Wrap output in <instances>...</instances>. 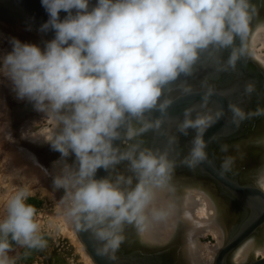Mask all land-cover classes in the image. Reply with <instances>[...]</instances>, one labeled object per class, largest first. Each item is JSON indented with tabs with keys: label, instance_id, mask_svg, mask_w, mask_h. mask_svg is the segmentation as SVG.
<instances>
[{
	"label": "clouds",
	"instance_id": "obj_1",
	"mask_svg": "<svg viewBox=\"0 0 264 264\" xmlns=\"http://www.w3.org/2000/svg\"><path fill=\"white\" fill-rule=\"evenodd\" d=\"M41 6L48 19L39 32L54 33L53 38L41 43L11 38V50L0 52V80L11 84L17 100L52 120V149L63 159L75 158L53 178L54 187L64 190L66 215L95 232L102 253L116 252L126 239L125 226H134L143 239L176 212L175 161L140 138L172 118L174 85L179 82L184 96L194 94L181 77L193 75L204 53L231 49L227 66H236L245 50L235 41L250 31L252 3L41 0ZM203 87L202 102L175 118L179 135L195 133L184 158L192 168L207 160L205 134L225 116L222 106H212L215 88ZM229 109L234 123L248 116L237 104ZM176 142L177 136L169 137L170 144ZM125 162L126 172H115ZM229 166L230 158L222 168ZM101 168L109 175L98 179ZM257 183L264 189V168ZM27 199L21 190L0 208V264H11V242L45 246L36 208Z\"/></svg>",
	"mask_w": 264,
	"mask_h": 264
},
{
	"label": "bare ground",
	"instance_id": "obj_2",
	"mask_svg": "<svg viewBox=\"0 0 264 264\" xmlns=\"http://www.w3.org/2000/svg\"><path fill=\"white\" fill-rule=\"evenodd\" d=\"M252 2L253 0H251V3ZM252 15L253 19L250 24V31L247 37L243 40L240 38L236 39L244 45L245 50V54L240 58L241 60L238 61V65L247 72V77L251 78H247V80L245 79L246 83L248 84V80H251L249 82L254 83V88L256 87V89L252 91L253 95L241 104L243 108H246V110H243L248 113V116L238 124L233 123L230 125L231 122H233V117L230 118L231 114L228 106L224 120H220L221 122L217 128V131L220 132H216L212 140L208 143L207 159L210 165H214L219 171L220 169L216 165L221 168L223 162L230 158V167L226 170L227 173L223 171L222 173L225 176H233L234 174L239 180L243 182H251L258 187L253 184H240L236 180L230 179L227 176L228 182H226L229 184L232 182L235 184L237 183L236 186L239 187L236 188V190H245L241 191V193L249 198L250 201H246L247 204L244 205H248V207H245L239 200H236L232 196L227 187L226 199V197L222 196V189L218 186L219 184H217H222L221 182L211 175L208 176L205 171L202 172L203 170L201 171L199 167L196 166L195 168H192L184 163V158L188 154L185 142L191 139V136H194L195 133L192 132L189 136L179 135L177 133L176 126H174V135H170L166 138V140L160 142V147L158 149L167 150L171 159H173L176 164L172 180V183L176 188V192L173 197L176 203V212L167 223L154 226L148 233L145 234L143 239L138 234L134 226H125L124 233L128 238L127 240L130 241L132 246H136L134 247L135 249L137 248L133 253L134 256L137 255V259L148 257L152 260L153 264H215L217 256L225 245L230 243V239H235L243 227H246L247 224L250 226L252 222H254L253 220L260 216L263 212L264 189L260 188L257 183V172L258 170L264 168V73L259 71L260 68L264 71V0L260 2L259 8H257ZM13 37L24 42L32 43H41L45 39H51L49 36L40 33L22 20L14 17H0V52H7L11 50L10 39ZM238 46L239 45H237V47ZM226 51L227 49L222 50V54L224 55V52ZM246 57L256 64H254L255 67ZM221 62L222 59L220 58V63ZM217 65H219V62ZM197 70H200L199 65L197 66ZM242 79L243 77L238 76L234 83L228 85V87L233 86L229 92V99L232 100L233 104H239L238 101L241 98V93L245 91L246 83L240 81ZM3 82L5 83L4 87L6 89L7 83L9 86L7 91H9V88L11 89V84L7 80H0V90L2 89L1 85H3ZM194 83L203 84L204 79L202 80V77L199 75V77L194 80ZM257 91H259L258 96L255 97L254 94ZM9 92H12L15 97L12 89ZM244 99L245 97H243V100ZM212 100H217V98H212ZM182 114L178 116L180 119L183 118ZM171 120L168 121V125H172L173 123L176 125V121ZM49 121L52 122L51 119ZM168 125L166 127L167 129ZM53 134L54 125L52 124L50 130L46 129L44 133L43 131H40L39 133L34 134L33 140L39 144H43L50 141L47 138V140L44 139L45 136L50 138ZM152 136H154V131L149 132L140 138L143 141L144 146L149 147ZM171 136H177V142L175 144L169 143V137ZM29 155L31 156V154ZM211 156L216 165L213 161H211ZM31 157L34 159L33 156ZM29 158L28 156H26V158L23 157L24 164L22 163V165L20 163V166L31 171L35 167L33 163L29 162ZM74 159V156L67 159H63L59 156L58 161H49L45 166L49 168L51 175L55 177L62 172L61 167L63 169L65 164H71ZM14 168H17V166ZM14 168H11L14 172L17 171V169L21 170V172L24 170L23 168H17L16 170ZM126 168L127 164L125 162L118 165L115 172H126ZM26 169L24 171L26 174L21 173V175L19 172L15 173L19 174L18 176L21 175L20 177L23 179V175L27 176ZM12 171H9L7 175H10L9 173H11L10 177H14L15 173ZM29 173L28 176H31L34 172H31L30 175ZM37 174L39 175V173ZM15 176L17 179V175ZM20 177H18V179H20ZM33 177H35V175ZM18 179L17 181L19 182ZM14 182L16 183V181ZM242 187H245L246 189H243ZM197 207H200L201 210L203 208V211L206 212L205 216L208 219H205L204 222L203 211H201L203 213V220L200 218V215L199 220L197 212L196 214L194 213ZM246 211H248V214ZM194 214L197 215L196 217L198 219L194 216ZM245 217L248 218L247 221H245ZM67 221L70 222L68 219ZM67 223L64 222L65 225H67ZM202 224L211 226L216 233L214 234L217 236L218 240L217 245L212 248V259L211 261L209 259V262H206L201 257L203 244L200 242L201 240H199L200 234L196 233V231H199L198 227L202 226ZM67 226H69V223ZM70 227L71 225L68 227L69 231L71 230L69 229ZM116 252L113 253L116 254ZM148 253H151V255L147 256ZM259 254L264 255V222L252 231L246 238L241 240L222 260V264H250L249 262L251 260H255ZM262 258H264V256ZM225 260L227 261L225 262ZM141 262L142 261H139V263ZM89 264L92 263L89 261Z\"/></svg>",
	"mask_w": 264,
	"mask_h": 264
},
{
	"label": "rangeland",
	"instance_id": "obj_3",
	"mask_svg": "<svg viewBox=\"0 0 264 264\" xmlns=\"http://www.w3.org/2000/svg\"><path fill=\"white\" fill-rule=\"evenodd\" d=\"M237 45H240V42L236 40L235 47H237ZM229 50L231 51V49ZM240 81L246 83L245 79H242ZM2 84H3L1 85L2 89L0 90L1 92L0 93V103H1L0 104V208H2V205L7 197H10L11 195L21 190L27 192L28 193L27 203L32 204L36 208V219L40 225L39 234L46 242L45 246L42 248L21 246L16 242H11V250L8 253V257L11 264H89V261L92 264H97L80 237L77 228L78 226L77 221L74 218L68 217L65 213V207H64L65 205L61 203V198L64 196V190L56 189L54 187L53 185L54 177L51 175L49 168L45 166L49 161H53V160L58 161L60 153L57 151H51L52 153L51 152L49 153L43 150L45 149V147L51 145L50 141L43 143L44 144L43 145L42 143L39 144L33 140L34 134H37L40 131H43L44 133L46 129L50 130L53 122L49 121L50 119L44 116V114L36 112L33 109L32 105L27 103L26 101L24 102L18 101L14 97L13 93L9 92L11 90L10 88L9 91H7L9 87L7 83H6L7 89L4 87L5 83L3 82ZM249 84L254 85V83L252 82L250 83L249 81L248 84L247 83L245 84V91L241 93V98L239 99L238 101L239 104L237 105L241 106V104H243V102L247 98L253 95L252 92L249 93L246 90ZM255 89L256 87L254 88V90ZM229 92L230 91H228L226 94L228 98L230 96ZM258 92L259 91H257L254 94L255 97L258 96ZM242 96L245 97L244 100ZM201 102L202 101H198L195 104H199ZM242 109L246 110V108H243V106ZM229 112L231 114L230 118H232V113L231 111ZM171 119L172 118H170L168 121H170ZM168 121L165 123L166 127L168 125ZM233 123L234 122H231L230 125H232ZM170 125L171 124L168 125V129L166 127L163 128L164 133H166L167 137L170 135H174L173 130L175 128L174 126L176 125L174 123L171 126ZM46 138L49 139L48 136H45L44 139ZM29 154H31V156H33L34 159ZM26 156H28V158L30 157L29 162L33 163L34 167L37 169L34 168L35 171L34 169L30 171L25 168L27 171V176L23 175V179H21L22 177L20 176L22 174H26V172L24 173L25 169L20 165L22 163L24 164L23 157L26 158ZM211 161H213V163L215 164V161L214 159H212V156H211ZM15 166H17V168L19 169L23 168L24 170L21 172V170L14 168ZM216 166L221 171L223 170V172L227 173V171L222 167L220 168L218 165ZM11 168L12 169L14 168L15 170L17 169V171L15 172L17 173L19 172L20 174L21 173L22 174L18 176L19 174L12 171ZM9 171L14 172L15 175H17V179L18 177H20L21 180L18 179L19 180L18 182L16 176L13 173L12 174L14 175L15 178L10 177L11 173H9L10 175H7ZM29 172L30 173L36 172V173L35 174L32 173L31 176H28ZM37 173H39V175ZM33 174L35 175L36 179L35 177H33L34 176ZM227 176L230 179L236 180L237 182L243 185L253 184L251 182H243L239 180L238 177H236L234 174L233 176L232 175L230 176L227 175ZM14 181L18 183L16 184ZM217 184H219L218 186L221 187L222 189V193H221L222 196L226 197L227 199V189L223 187L222 184L220 183ZM196 209L194 213L196 214L197 212L198 216L195 214L194 216L195 217L197 216L199 218L200 215V218L202 219L203 213L201 211H203L204 209L202 208L201 210L200 207L198 208L199 210L197 209L198 211ZM203 212H204V217H203L204 220L203 219L202 220L204 222L205 219L208 218H206L205 216L206 212L205 211ZM246 212L248 214V211ZM246 217H245V221H247L248 219ZM67 219L71 222V224L70 222L67 221ZM64 222L65 223L68 222L69 226L71 225V227L69 228L71 229L70 231L68 230L69 227L67 226L68 223L67 225H65ZM204 228H209V229H204ZM198 229L199 231L196 230L195 231L197 234H200L199 240H201L200 242L203 244L201 257L206 262H209V259L210 261L212 259L211 258L212 257L211 252L213 253L212 248H214L215 245H217L218 243L217 236L215 235L216 233L214 232V230L209 225L202 224V226L198 227ZM211 229L213 232L211 231ZM127 239L128 238L125 239L124 243L121 246L124 250H126L127 254H129L131 249L136 246L134 245L132 246L130 244V241ZM262 255L259 254L255 259H261L264 256ZM226 261L227 260H225V262ZM251 261L249 263H251Z\"/></svg>",
	"mask_w": 264,
	"mask_h": 264
},
{
	"label": "water",
	"instance_id": "obj_4",
	"mask_svg": "<svg viewBox=\"0 0 264 264\" xmlns=\"http://www.w3.org/2000/svg\"><path fill=\"white\" fill-rule=\"evenodd\" d=\"M261 1L262 0H253L252 2L253 12L257 8H259ZM65 15L66 13L64 12L61 13L62 18ZM5 16L12 17V18L14 17L19 20H22L23 22H26L27 24H29L31 27H33L37 31H39L40 25H42L48 19V15L45 12V9L41 6V0H0V17L8 18ZM45 35L49 36L50 38H53L54 33L49 32ZM238 47L244 48V45L240 43ZM230 54H231V51H229V49H227V51L224 52V55L222 54V50L220 52L219 51L206 52L202 55L200 59L201 62L199 61V63L197 64V66L199 65L200 70H197V66H196L192 76L181 77V80L187 79V83L194 89V94L189 95V96L182 95L179 82L177 85L173 86L171 95L176 98V102L169 110L172 119L174 118V120L176 121L175 118H179L178 116H180L183 113L186 107L192 104H195L198 101H202V92L204 91L203 86L205 84H209L213 86L216 90V95L213 98L216 97L217 100H212V106L213 107L222 106L226 113V110L228 109V105L232 103V100H230L228 96L226 95L227 92L230 91V89L227 88L228 85L234 83V81L238 78V76L243 77V79H246V80L247 78L251 79L247 77V72L238 65V61L241 60L240 59L241 57L238 59L236 66L234 68L227 66V61H228ZM220 58L222 59L221 63H220ZM246 58L255 67L256 64L250 61L248 57ZM218 61H219V65H217ZM259 71L261 73H264V71L261 68ZM199 75L202 77V80L204 79L203 84L194 83V80H196L197 77H199ZM248 81H251V80H248ZM156 115H159V113H157ZM220 120L215 125H213L211 128L208 129L207 133L205 134L206 141L209 142L210 140H212L216 132H220V131H217V128L220 122L224 120V117L222 118L221 121ZM165 127L166 126L164 125L163 128ZM163 128L162 130L154 131V136H152L149 147L153 149H158L160 147V142L161 141L163 142L164 140H166L167 136H166V133H164ZM192 137L193 136H191L190 141L187 140L185 142L187 151H189L191 147ZM117 143H119V141H117ZM43 150L49 153L51 151H55L52 149L51 145L48 147H45V149ZM197 167H199L201 171L203 170L202 172L205 171L208 174V176L211 175L215 177L219 182L223 184V187L225 188L227 187L229 189V192L232 194V196L236 200H239L242 203V205L247 204L246 201H250L249 198H247L246 196H244V194L241 193V191H245V190L240 191V189H238L237 191L236 188L239 187V186H236L237 183L236 184L233 182L230 184L227 183L228 177L222 173L223 170L218 171L214 165H210V163L208 162V159L200 163ZM108 175H109V172L104 170L103 168L99 169L97 172L98 179L106 177ZM243 189H246V188L244 187ZM246 206L248 207V205ZM262 211H263L262 214L256 217L253 220L254 222H252L250 226L247 224L246 225L247 228L243 227L238 233V235L235 237V239L233 238L230 239L229 241L230 243L225 245V247L222 249V251L217 256L215 264H222V260L228 255V253L241 240L246 238L252 231H254L258 226H260L264 222V206L262 208ZM77 228H78L81 239L83 240L88 251L90 252L91 256L93 257V259L96 261L97 264H126V263L127 264H130V263L132 264H153L152 260L148 257L137 259L136 256L133 255L134 251L136 250L135 248L131 249L129 254H127L126 250H124L122 246H120L116 254L111 251L107 253H102L101 249L103 248V244L97 239L95 232L83 226L82 223L80 224V226H77ZM150 255L151 253H148L147 256H150ZM139 261H142V262L139 263ZM250 264H264V258H261L258 260L255 259L251 261Z\"/></svg>",
	"mask_w": 264,
	"mask_h": 264
},
{
	"label": "flooded vegetation",
	"instance_id": "obj_5",
	"mask_svg": "<svg viewBox=\"0 0 264 264\" xmlns=\"http://www.w3.org/2000/svg\"><path fill=\"white\" fill-rule=\"evenodd\" d=\"M228 89H232L233 88V86H231V87H227ZM241 108H242V105L240 106Z\"/></svg>",
	"mask_w": 264,
	"mask_h": 264
}]
</instances>
